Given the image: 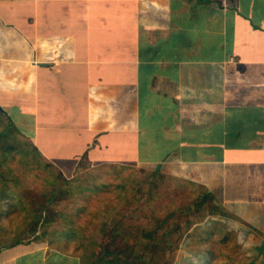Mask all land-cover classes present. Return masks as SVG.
Returning <instances> with one entry per match:
<instances>
[{"label": "crops", "instance_id": "1", "mask_svg": "<svg viewBox=\"0 0 264 264\" xmlns=\"http://www.w3.org/2000/svg\"><path fill=\"white\" fill-rule=\"evenodd\" d=\"M0 112L64 177L205 187L264 264V0H0ZM51 259L80 264L38 231L0 243V264Z\"/></svg>", "mask_w": 264, "mask_h": 264}, {"label": "rangeland", "instance_id": "2", "mask_svg": "<svg viewBox=\"0 0 264 264\" xmlns=\"http://www.w3.org/2000/svg\"><path fill=\"white\" fill-rule=\"evenodd\" d=\"M14 137L11 142H19L21 149L14 148L7 154L10 159L8 163L10 169L3 170L0 186L8 189L10 193L8 196L12 197L9 200L11 207L38 208L46 203L47 196L49 197L52 193L51 180L55 172L51 167L47 168L44 161L32 150L28 139L18 134H15ZM147 171L150 170L134 165L90 166L86 162H81L72 176L65 177L68 183L64 194L58 198L60 202H52L47 205L49 208L45 214L47 221L45 226L38 230V233L41 230L45 232L42 237L50 238V247L60 249L67 254H73L79 257L80 261H89L92 259V255L97 254L100 250V247L94 243L101 241L99 228L103 220L111 222L122 220L125 224H131L137 228H150L153 222L169 212L173 205L186 203L189 191L178 189L175 184L169 190L168 186L173 181L171 177L164 176L156 189L159 197L150 203L136 200L133 196L135 198L139 196L137 193L139 180L143 179ZM122 184H125L129 191H126ZM122 194L127 196V199H124ZM6 204L0 201V207H8ZM50 208L53 210L62 209L65 215L57 214L55 217H50ZM78 209L80 210L79 214ZM24 214V212H11L9 216H2L0 233L5 232L7 235L0 240L2 245H10L20 241L21 238L29 237L26 231L29 230L31 222L25 218ZM216 217L222 220L225 215L208 216L201 226L209 223H222ZM69 227H72L73 231L69 230ZM224 228L230 231L235 239L228 250L226 264H259L261 260L258 261L259 258H255L256 253L259 254V252L252 247L246 248L254 246L255 242L241 238L240 235L238 236L239 233L230 230L227 226ZM200 252L199 243L184 237L173 252L172 264H183L186 259L192 258ZM52 259L50 264H53ZM58 262L59 264L73 263L67 259Z\"/></svg>", "mask_w": 264, "mask_h": 264}, {"label": "trees", "instance_id": "3", "mask_svg": "<svg viewBox=\"0 0 264 264\" xmlns=\"http://www.w3.org/2000/svg\"><path fill=\"white\" fill-rule=\"evenodd\" d=\"M14 133L24 137L10 117L0 112V180L3 179V170L10 169L8 165L10 159L7 154L21 146L19 142H15L16 144L11 142L15 138ZM32 150L38 154L33 145ZM44 163L47 168L51 167L54 170L55 175H52L51 180L52 193L49 197L47 196L46 203L38 208L11 207L9 200L12 197L8 196L10 194L8 189L0 186V201L8 205L5 208L0 207V219L2 216H9L11 212H24L25 218L31 222L29 230L26 231L29 236L45 226L47 221L45 214L49 210L47 205L60 202L58 198L62 197L68 183L56 166L51 162L44 161ZM164 176L157 170L147 171L143 179L139 180L140 184L137 188L139 196L137 198L133 196V198L152 202L159 197L156 189ZM171 179L173 183L168 186L169 190L175 184L178 189L189 191L186 203L173 205L169 212L156 219L150 228H137L131 224H125L122 220L114 222L103 220L99 228L101 241L94 243L100 247L99 252L93 254L89 261L81 260L80 264H172L173 252L184 237L199 243L201 252L186 259L183 264H226L228 250L235 240L233 234L224 228L226 225L223 223H209L201 226L208 216L225 215L223 207L205 187L189 180L174 177ZM122 186L126 189L125 184ZM126 191L129 189L127 188ZM120 197L122 198L121 195ZM123 198L127 199V196L123 195ZM77 212L79 214L80 210L78 209ZM57 214L65 215V212L62 209L50 208V217H55ZM69 230L73 231V228L69 227ZM44 233L42 230L39 232L40 235Z\"/></svg>", "mask_w": 264, "mask_h": 264}, {"label": "water", "instance_id": "4", "mask_svg": "<svg viewBox=\"0 0 264 264\" xmlns=\"http://www.w3.org/2000/svg\"><path fill=\"white\" fill-rule=\"evenodd\" d=\"M158 169V168H157Z\"/></svg>", "mask_w": 264, "mask_h": 264}]
</instances>
